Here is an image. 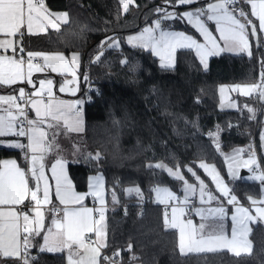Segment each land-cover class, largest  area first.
I'll list each match as a JSON object with an SVG mask.
<instances>
[{
  "label": "trees",
  "instance_id": "1",
  "mask_svg": "<svg viewBox=\"0 0 264 264\" xmlns=\"http://www.w3.org/2000/svg\"><path fill=\"white\" fill-rule=\"evenodd\" d=\"M43 2L49 11L66 13L68 23L60 25V31L48 29L41 35L23 37L25 51L78 53L81 89L87 74L99 88V95L83 108L84 129L78 146L86 155L68 163V176L75 189L84 190L87 175L99 173L108 205L128 206L127 214L119 206L104 209L103 249L119 250L122 258H128L126 264H264L263 223L251 226L248 254L225 250L181 254L175 231L163 225L160 205L146 204L136 214L139 203L152 195V186H167L177 195L183 192L184 180L169 175L166 169H179L195 188L200 181L207 182L201 162L214 164L224 176L221 154L256 141L259 115L255 118L249 109L255 104L260 109L263 102L254 95L238 101L235 110L221 112L217 87L259 83L264 47L259 45L248 55L213 56L205 68L192 51L178 50L173 67L161 68L148 51L128 47L120 39L150 22L159 14L158 8L177 11L194 5L134 0L125 12L119 0ZM173 27L188 30L178 21ZM109 38H117L119 47H108ZM95 55L99 61L89 63ZM22 153L0 147V158L14 156L24 167ZM159 161L165 170L155 167ZM251 187L252 183L237 181L231 189L243 200L241 194ZM137 188L139 195L127 191ZM28 253L34 254V258L27 257L28 264H64L62 253Z\"/></svg>",
  "mask_w": 264,
  "mask_h": 264
},
{
  "label": "snow or ice",
  "instance_id": "2",
  "mask_svg": "<svg viewBox=\"0 0 264 264\" xmlns=\"http://www.w3.org/2000/svg\"><path fill=\"white\" fill-rule=\"evenodd\" d=\"M197 0H176L177 4H193ZM250 0H217L215 3L207 5V9H199L197 12H185L182 17H174L172 13L165 12L166 19L183 18L187 19L189 23H192L196 30L205 38L206 44H199L191 36H186L184 33H170L165 31H159V34L155 33L160 29V22H155L154 28H145L143 31L135 37H129V43L134 47H140L144 49L150 48L154 56H159L161 60V67H171L172 56L177 47L187 48L195 50L196 55L200 57L201 63H204V59L207 55L217 54L219 51H245L248 48L249 34L255 36L258 31L264 32V0H260L259 4L251 2V16L257 17L259 24L258 27L251 19L249 14L242 6L244 3H248ZM120 5L124 11L129 10V5L134 3V0H119ZM166 3H172V0H166ZM26 4V7H25ZM239 5V6H238ZM157 12L162 9H156ZM206 16L207 20L214 21L216 31L220 34V39L224 42L223 48H220L216 40L213 38L212 33L201 20V17ZM68 23V16L66 13H51L45 7L43 0H0V34L4 35V39H0V49L5 51L11 46L14 53L13 56L0 55V84L11 85L18 81L23 82L25 79L24 64H27L28 70V83H32L30 77L34 68L41 70L40 67L35 65L33 61L36 58H42L45 62V66L51 67L53 71H56V65L48 64V61H60L63 65L65 56L63 53L46 54L43 52L27 51V60L24 56L25 49L23 44L20 43L19 47L14 45L12 40L6 37H16L19 34L20 41H22L24 33L21 28L27 25V32L34 34L33 25L38 24L41 30H45L47 27H51L57 31H60V24ZM250 30V32H249ZM112 40V38H109ZM209 45L211 47H209ZM110 47H119L118 42L113 41ZM102 54V53H101ZM19 57V58H17ZM100 57L97 56L96 60L99 61ZM78 53H73L71 62L72 64L78 63ZM125 63V61H122ZM69 74L75 76V72L69 66L65 68ZM47 85H51L52 81H41L40 85L43 88ZM259 90L260 98L264 99V75H262V81L259 85L248 86L246 91L251 93L252 91ZM61 92L65 91L64 87H61ZM71 92H75V89H70ZM244 91V89H242ZM31 96H42L41 92H33L28 94V99L31 106L35 109L38 120H32L29 118L27 112H25L21 106L20 101L25 98V91L23 88L19 89V97L8 95H0V137H25L28 141L27 144L20 142H4L0 141V146H6L10 148L27 149L32 153L30 156L31 167L22 170L17 166L15 160L0 162V205H18L23 203L28 193H31V198L39 206L42 201L38 197L39 183L41 180H45L43 172V156L37 157L36 153H43L45 150H51L55 147L54 137L56 135L53 132V140H46L47 133L40 127L41 124L47 123L48 127H59L61 119L64 120V127L68 131L80 130L81 118L78 105L83 101L77 100L72 102H65L61 100H55L51 91L48 92L49 99L44 102L43 99L31 100ZM7 105V107H3ZM15 109V111H13ZM252 111V109H249ZM23 117V119H20ZM71 119L72 123L69 124L68 120ZM51 121H56L55 124ZM262 140H264V134H262ZM99 154L96 157L98 158ZM254 160H249L247 163H254ZM39 163V174H37V164ZM60 164V161H57ZM56 165H53V174H56ZM157 168H164L165 166L157 164ZM200 167L205 171L210 170V166L201 163ZM169 175H173L178 180H184L185 187L188 190L194 191L195 189L187 183L184 177L180 174L179 169L175 172L172 169H166ZM31 172L33 178L37 182V187L32 189L29 187L26 179L27 172ZM191 171V169H189ZM211 169V172H214ZM195 175V173H193ZM259 179L264 180V175ZM199 181V177H197ZM214 181L217 182V188L221 191L222 195L228 196L229 192L226 187H222L223 182L218 180V174L213 176ZM65 183H70L64 178ZM61 177L56 176V195L60 198L61 203H80L84 197L78 196L75 193H69L67 190L61 194ZM201 187V199L203 202V182L200 181ZM127 191H135L138 195L140 190L128 189ZM157 194L158 203H166L170 200H178V197L174 196L168 189H155ZM209 201L213 199L211 193L208 194ZM48 200V186L44 187L43 202ZM236 200L235 196H232L229 203H233ZM187 201L185 196L184 203ZM115 202V198H114ZM253 203H257L253 201ZM264 204V200L259 201ZM93 209L83 208L82 210H65L63 212V220L53 221L55 228L57 229L56 237L61 243H53L48 247V250H54L55 247H68L72 248L75 244L78 248H83L86 257L81 258L80 264H101V252L100 249L105 247L106 244L100 243V237L104 232L102 227L105 220L104 211L99 210V219L93 218ZM183 212V209H180ZM238 213L243 214L240 219L237 216H233V228L231 238L229 239L223 234V225L218 223H212L209 225L201 224L199 226L200 236L197 237V229L193 226L192 220L186 222H180L177 219V208H172L171 221L167 219V212L165 213V227L178 228L180 233V251L183 254L185 252V245L187 244L188 250L197 251H215L217 248H228L230 251H235L236 255H240L238 249H249L250 242L247 240V233L250 231L246 224V220H255V217L248 215V210L244 208H238ZM256 212L264 219V208H256ZM209 214L212 215L213 220L217 218L222 219L224 216V209H210ZM37 217L35 223L40 224V217L42 213L40 211L35 212ZM23 218V225L20 224V219ZM203 218V216H202ZM207 228L210 233L207 237L204 235V230ZM21 231L24 233H32L36 231L35 228L29 227V216L26 212L18 210H10L7 212L0 211V255L4 257H13L23 260V264H28L26 256L27 247L29 244V237L25 235L21 241ZM51 232V229H49ZM94 233L97 237V243L94 247H88L87 241L89 237L84 236V233ZM46 244L48 243V237H45ZM21 243H23V252L21 250ZM195 246V249L193 248ZM129 245V250H131ZM43 250V249H42ZM118 250L114 256H119ZM104 260H110L111 264H115L114 257H103ZM71 264V258H70Z\"/></svg>",
  "mask_w": 264,
  "mask_h": 264
},
{
  "label": "crops",
  "instance_id": "3",
  "mask_svg": "<svg viewBox=\"0 0 264 264\" xmlns=\"http://www.w3.org/2000/svg\"><path fill=\"white\" fill-rule=\"evenodd\" d=\"M34 2H35V0H34ZM215 2H217V0H197V2L191 4L194 6H191V7L187 6L184 9L177 10V12L175 13L176 15L174 14L175 11H172L171 13L173 14V16H177V17L179 15L185 13V12L195 13V12H197V10L202 9V7L204 9H207L208 4L215 3ZM251 2H255V3L259 4L260 0H250V2L244 3L242 6L245 8V11L249 14L251 19L253 21H255V23L258 27L259 21H258L257 17L251 16ZM25 7H26V4H25ZM50 12H52V11H50ZM52 13L63 14L64 12H52ZM158 19L159 18H158V14H157L152 20H158ZM185 20H186L187 25L185 23H183L181 25L187 27L188 30H186V31H185V29L173 27L174 23L177 21V19L174 20V23L172 24L170 29H165V30H160V31H165V32H170V33H179V31H181V32L185 31V32H187V33L184 32L185 34H187L186 36H191L193 39H195L197 41V43L202 44V45L206 44L207 42L205 41V38H203L200 35V33L196 30V28L193 26V24L189 23L187 19H185ZM201 20L208 27L210 33H212V36L216 40L217 45L220 48H223L224 42L220 39L219 32L216 31L215 22L207 20L206 16L201 17ZM150 22L145 23L144 25H142L140 28H138L134 32H137V31L140 32L141 30L145 29ZM59 23H61V22H59ZM162 24H163V22L160 23V25H162ZM60 25H62V24H60ZM25 27L27 28L26 23H25ZM33 29H34V34L28 33L29 34L28 36L41 35V32L44 31V30H41L39 25L36 23H34ZM134 32H132V33H134ZM249 32H250V30H249ZM128 34H130V33H128ZM125 35H123V36L125 37ZM23 37H25V35ZM114 40H118V39L113 38L112 40H109L108 43H111ZM259 45H262L264 47V32H260V31H258L255 36H252L251 34H249L248 48L245 51H219L217 54L207 55L204 59V63H201V59H200V57H198L196 55L195 50L177 47L175 52L178 50H190L197 57V59L199 60L201 65H205L207 63L208 59L213 57V56H218L220 54L248 55V54H250V52L253 49L257 48V46H259ZM209 47H211V46L209 45ZM136 48H138V47H136ZM142 49H144V48H142ZM144 50L148 51L151 55H153L150 48L144 49ZM26 53H27V51H25V55H26ZM55 53H57V52H46V54H55ZM174 53H173V56L175 55ZM7 55L9 56V54H7ZM64 56H65V61L63 62V65L61 64L60 61H52V60L48 61V64L56 65V68H57L56 71H53L52 68L48 67V66H45V68H41V70H36V68H34L32 71L31 77H30L33 85L28 83V79H29L28 70H27V64L25 63L23 66L24 67V74H25L24 81L23 82L18 81L17 83L11 84V85L0 84V95L16 96V95H19V89L26 88L29 90L30 94L33 92H41L42 93V96H32L31 100H40V99H43L45 97V98H47V101H48V99H49L48 92L49 91H51L52 96L55 100H61V101H65V102H72V101L80 100L79 99V95L81 92V84H80V82H81V74H80L81 59H80V56H79L78 63H76V64H72V62H71L72 54H67ZM157 56H155V58ZM173 56H172V59H173ZM43 65H45V62L42 60H41L40 64H37L38 67L43 66ZM71 65H73V67ZM69 66L78 72V75H77L78 85L72 84L70 79H68V81L65 83L62 81L63 80L62 76L65 75L66 73H68L67 71H65V68L69 67ZM262 75H264V59H263V64H262ZM48 80H51L52 84L51 85L45 84V86L43 88H41L40 82L41 81H48ZM261 81H262V79H261ZM261 81L257 84L259 85L261 83ZM257 84H250L249 86L257 85ZM61 87L65 88L64 92L60 91ZM11 88H14V89H11ZM8 89H11V90L8 92L7 91ZM70 89H75V92L74 93L71 92ZM254 95L257 96V99L259 101L263 102V104H264V99L260 98L259 90L254 91L253 96ZM3 107H7V105H3ZM263 107H264V105H263ZM78 108L80 110V118H81V124L79 126L80 130L68 131L67 128L64 127V120L63 119H61V121L59 123V127H56V128L48 127L47 123L40 125L41 129L48 134L46 140H53L52 134H53V132L56 133V135L54 137L55 147H53L51 150H45L43 153H40V152L36 153L37 157H39L41 155L43 156L42 163L44 166L43 172H44L45 180L40 181L39 191L37 193V195L41 199L42 203L39 206H37L35 201H34L32 206H30L29 208H27L26 210L23 211V212H26L29 216V227L35 228L36 231H34L32 233H24L23 231H21V234L24 233L25 235H27L29 237V244L27 247V252L34 250L36 252L62 253L64 255V264H70V258H71V264H80L81 258L86 257L87 254L85 253L83 248H78L75 244L72 245L71 249L68 247L61 246V247H55L54 250H51V251L48 250V247L51 246L53 243H57V244L61 243V241L55 235L57 232V229L55 228L53 221L54 220L55 221L63 220V212L65 210H77L78 211V210H82L83 208L91 209L87 205V201L89 198H93L97 204H103V203L108 204L107 201L105 202L106 198H105V195H103V193L101 192L100 187L98 185H96V182L101 181L100 178H91L92 177L91 175H94V176L96 174L100 175L99 173H89L87 175L86 187L84 190L75 189L72 182H71V179L68 176V172H67L68 163L69 162H72V163L77 162L78 159L83 156L81 154L80 149H79L78 141H80V135L84 129V118H83L84 103L78 105ZM13 111H15V109H13ZM261 115L263 116V108L261 110L260 116ZM29 118L32 120H38V117L36 116L35 109L31 106L30 102H29ZM51 123L55 124L56 121H51ZM68 123L71 124L72 120L69 119ZM0 141H4V142H8V143H10V142H20L23 144L28 143V141L25 137L19 138V137H14V136L0 137ZM253 143H254L256 153H257V158H247L245 155H243V152H242L243 146L242 147L241 146H234L230 150L223 152L221 154L223 165L225 166L226 161L230 160L231 158L232 159L234 158V160H240V161L244 160V159L245 160H254L255 162L252 163L251 166L254 164L256 165V164L260 163L262 168H263V171H264V165L262 163L264 161V142L257 138L256 141L253 140ZM0 147L10 148V147H6V146H0ZM75 148L77 149V152L75 151ZM10 149H19V148H10ZM19 150H22V149H19ZM22 152H23L22 154H23V158H24V167H21L19 165L18 160L14 156L1 157L0 162L15 160L17 162L18 167H20L22 170H26V169L31 167L29 158L32 155V153L29 152L27 149L22 150ZM57 161H60V164H57ZM203 163L206 164L205 162H203ZM53 165L57 166L55 175L53 174V170H52ZM37 169H38L37 174H39V163L37 164ZM201 169L204 172V174L206 175L205 169L202 167H201ZM246 174H247V172H245V170H241L240 175L239 174L236 175L233 180H225V181H226L227 185L229 186V188H231L232 184L237 182V181L238 182H247V183L248 182L249 183H254V182L263 183L264 182V180H261V179H260V181H257L259 179L258 177L261 173H250L253 176L258 175V177H257L258 179H256V178L252 179L253 176L252 177L249 176L248 179H246L247 177L246 178L242 177L243 175H246ZM56 176L61 177V181H62V183H61V194L62 195H63L64 191L67 190L69 193H75L78 196H83L84 199L80 203H68V204L61 203L60 198L57 197V195H56V188H57ZM100 177H102V176L100 175ZM223 177L225 178V175ZM64 178H66V180L70 183H65ZM26 179L28 181L30 188L35 189L37 187V182L33 178L30 171L27 172ZM92 183H95V185L93 186ZM46 184L48 186V200H47V202H43V192H44V187ZM208 184H209L208 182L205 183V185H207V187H208V191L206 193H203V202H202V199L200 198V203L202 205H200V206L198 205L197 207H199V208L204 207V206L213 205L211 202L208 201L209 199L206 198L208 196L210 190H211V187ZM199 186H197V187H199ZM197 187H195V188H197ZM156 188H160V186L155 187V189ZM161 189H165V188H161ZM166 189H168L170 192L172 191L173 194H176L170 188L167 187ZM198 189H200V195H201V187H199ZM189 196H194V195H188V197ZM26 198H31L30 192L28 193ZM104 198H105V200H104ZM25 199H24V201H25ZM221 200H222L221 203L223 205H225V203L228 199L222 198ZM153 201H154V203L157 202V194H156L155 190L153 191ZM205 201H207V203H205ZM18 205H9V204L0 205V211H4V212L10 211V210H18L19 211ZM50 205H58L60 208L59 213L56 215L51 214L50 208H49ZM235 205L237 206V203L231 204L230 206H235ZM193 206H194V204L191 207V209H192L191 210L192 211L191 216L194 217V216L203 215L202 214L203 209H198L197 207H194V212H193ZM101 209L104 210L105 208L100 207V210ZM36 211H40L42 213V216L39 218L40 219L39 225H37L35 223V221L37 219V217L35 216ZM197 213L199 215H197ZM167 218L168 219L170 218V212L169 211H168ZM23 223H24V221H23V218L21 217L20 224L23 225ZM49 229H51V232L49 231ZM87 234H90V233L85 232L84 236H86ZM92 234L94 235V233H92ZM45 237H48V243L47 244L45 241ZM87 246L88 247H94L95 245L87 244ZM185 250L187 252H192V250L191 251L188 250L187 245H185ZM218 250H225L228 253L236 255L235 251H230V250H228V248H217V251ZM238 250L240 252H244L242 250H245V249L242 248V249H238ZM183 254H186V253H183ZM240 254H242V253H240ZM18 260L19 259H16L13 257H4L3 255H0V264H18V262H19ZM101 264H106V263L101 260Z\"/></svg>",
  "mask_w": 264,
  "mask_h": 264
},
{
  "label": "rangeland",
  "instance_id": "4",
  "mask_svg": "<svg viewBox=\"0 0 264 264\" xmlns=\"http://www.w3.org/2000/svg\"><path fill=\"white\" fill-rule=\"evenodd\" d=\"M121 8H122V10H124L122 6H121ZM165 12L171 13L172 11H170V10L163 11L162 10V11L158 12L159 13L158 14V18H159V20L161 22H163V24L160 25V29L157 30V32L155 33L156 35L159 34V31L160 30L170 29L171 26H172V24L174 23V20L175 19H177V21L180 24L185 23L187 25L186 20L183 19V18L166 19L165 18ZM176 12L177 11H175L174 14ZM174 17H177V16H174ZM178 17H182V14L179 15ZM156 21L157 20H152L147 25L146 28H154ZM57 23H59V22H57ZM59 24H63V23H59ZM205 27H207V26L205 25ZM49 28H50V30H55V29H53L51 27H47L46 29L48 30ZM46 29L44 31H42L41 34H44L46 32ZM21 31L23 33H25L24 34L25 36H28L29 35L28 32H27V28L25 27V25L21 28ZM142 31L143 30H141L140 32L137 31V32H134V33L126 34L125 37L122 36V39H120V40H121V42L124 45H126L128 47H134L132 44H130L128 42L129 41V37L138 36ZM184 32L179 31V33H184ZM185 33H187V32H185ZM185 35H187V34H185ZM4 38H5L4 35L3 34H0V39H4ZM6 38L9 39V40H12L14 42V45L17 47V49L19 47V44L22 43V41H20L19 34H17V36L15 38L14 37H6ZM114 41L115 42H118V44H119V41L118 40H114ZM112 43H113V41L111 43H108L107 46L110 47L109 45L112 44ZM138 48H140V47H138ZM140 49H142V48H140ZM43 53H46V52H43ZM73 53H75V52H70L69 54H73ZM7 54H9V56H13L14 55L11 46L8 48L7 51H5L4 49H0V55H7ZM151 56L155 58V56H153V55H151ZM38 59L44 61L42 58H39L38 57ZM155 59L157 60V65L159 67H161L160 57L157 56ZM173 65H174V56H173V59H172L171 67H173ZM205 65H202V67L205 68ZM71 66L73 67V65H71ZM171 67H167V68H171ZM40 68H45V65L40 66ZM73 71L75 72V76H73V75H71L69 73H66L65 75L62 76L63 77V80L62 81L64 83L67 82L68 79H70L72 84L78 85V83H77V75H78V72L75 69H73ZM31 85H33V83H31ZM249 85L250 84H236V83H233V84H221V85H219L217 87V109H218V111L223 112V111H232V110H235L236 107H237V102L238 101H240L242 98H247V97L253 96L254 91H252L251 93H248L246 91V89H247V87ZM242 89H244V91H242ZM263 105L259 109V105L255 104V107L256 108L255 107L250 108V109H252V111H250V112H251V115L252 116H255V118H257L256 116L259 115V120H258V124H257V133H256V135H257V138L258 139H260L261 141L264 142V140H262V134H264V107H263ZM262 108H263V116L262 115L260 116ZM75 151L77 152V149L76 148H75ZM81 154L82 155H86V152H82L81 151ZM247 161H249V160H245L244 159V160H241L240 161V160H234V158L233 159L231 158L230 160H227L226 163H225V166L223 165L225 178L222 176V173L219 171V169L214 164H212V163H206L205 162L206 165L210 166V170L209 171H206V177H207V182L209 183L208 185H210V187H211V190H210L209 193H211V195L213 196V199L210 200V201L208 200V201L211 202L213 205L204 206V207H200V208L197 207L198 205L199 206L202 205L200 203V198H201L200 189H198L200 186L198 185L199 187L194 188V186L192 184H189V185H191L195 189L194 191H192V190L186 189V187L184 185L183 192H181L180 194H178L179 199L181 201H184L185 196L188 197V195H194L195 196L194 197L195 204L193 206V212H194V207H197L198 209H203V213H202L203 215L200 216L197 213V215H199V216H194V217L193 216H187L185 214V211H184V208L183 207H181V206H172L169 209L170 218L169 219L167 218L169 220V222L171 221V218H172V208L173 207H176L177 208L176 215H177L178 221H180V222H186L189 219L192 220L193 226L197 229V237L198 238L200 236L199 226L201 224L209 225V224H212V223H218V224H222L223 225V229H222L223 234L226 235L229 239L231 238L232 228H233V219H232V217L235 215V216H237L238 219H240L242 217V215H243V214L237 212V209L238 208L247 209L248 210V215H250L252 217H255V220H246L245 221L249 229H251V226L253 224L257 223V222L264 224V219H262L259 216V214L256 212V208H258V207L259 208H264V204L259 203V201L264 200V182L263 183H259V182L252 183L251 189H249L247 192H244V193L241 194L242 195V199H243V200H241L238 197V195L236 193H234L231 188H229V186L227 185V183L225 181V180H233L236 175H238V174L240 175L241 170H245V172H247V174L246 175H243L242 177H244V178L247 177L246 179H248L249 176L252 177L253 175L250 174L249 171H250V168L252 166H255V164L251 166L252 163H247ZM201 163H203V162H201ZM157 164H160V165H163L164 166V164L162 162H160V161L157 162V163H155V165H157ZM149 165H152V164L149 163ZM159 169L165 170V167L164 168H159ZM211 169H214L215 171L214 172H211ZM216 174H218V180L223 182L222 187H226L227 190H228V192L229 193L232 192L233 196H235L237 206L236 205L235 206H230L231 203H229V200L226 201L225 205H223L221 203V201H222L221 199L222 198H226L227 196L222 195L221 191L217 188V182L218 181H214L213 180V176L216 175ZM91 176H92L91 178H100L101 181L96 182V185H98L100 187V190H101V192L104 195L103 178L100 177V175H98V174H96L95 176L94 175H91ZM257 177H258V175H254L252 179H255V178L258 179L260 177V175H259L258 178ZM92 185L94 186L95 183H92ZM203 185H205V183ZM205 186H207V185H205ZM256 187H257V190H256ZM160 188H167V187L166 186H160ZM173 195L177 197V194H173ZM206 198H208V196ZM104 200H105V198H104ZM253 201H256L257 203H253ZM105 202H106V200H105ZM155 204L161 205L162 203L156 202ZM97 205L99 207H104L106 204L103 203V204H97ZM218 208H223L224 209V216H223L222 219L217 218L214 221L212 215L209 214V210L210 209H218ZM180 209H183V212H181ZM191 213H192V211H191ZM202 216H203V218H202ZM96 219H99V217L96 218ZM164 221H165V216H163V225L165 227V222ZM104 222H105V220L103 221V224H102V227L104 228V232L102 233L99 242L105 244V227H104ZM167 228L168 229L170 228V229H172V230L175 231L176 240H177V247H178L179 252L181 253V251H180V233H179V229L178 228H172L170 226L167 227ZM249 232L247 233V240L248 241H250L249 238H248ZM209 234L210 233L208 232V230L206 228L204 230L205 237H207ZM93 236H94V238L96 240V243H97V237L95 236V234ZM193 248L195 249V246H193ZM215 251H217V250H215ZM242 251H244V252H240L242 254H248V253H250L251 252V244H250V248L249 249L242 250ZM202 252H205L206 253V252H212V251H207V250H204V251L192 250V252H187L185 250L184 253H202Z\"/></svg>",
  "mask_w": 264,
  "mask_h": 264
},
{
  "label": "built area",
  "instance_id": "5",
  "mask_svg": "<svg viewBox=\"0 0 264 264\" xmlns=\"http://www.w3.org/2000/svg\"><path fill=\"white\" fill-rule=\"evenodd\" d=\"M239 6V5H238ZM202 9H204L202 7ZM157 21H159L161 23V21L158 19ZM24 56V59L25 61L27 60V56L25 55V53L22 54ZM96 55L93 56L90 60H89V63L91 64H95L97 62L96 60ZM19 58V57H17ZM33 63L35 65L37 64H40L41 63V60L36 58ZM24 91H25V98L24 100L20 101L21 103V106L23 108V110L25 112H27L28 116H29V99H28V94H30L29 90L24 88ZM99 95V88L94 85L90 80H89V77H88V74L86 75V80L84 82V85L81 89V92H80V95H79V99L81 101H83V103H90L95 97H97ZM17 97H19V95H16ZM32 98V96H31ZM43 101L44 102H47V98H43ZM20 119H23V117H20ZM16 137V136H14ZM19 138H22V137H19ZM243 155H245L247 158H257V153H256V150H255V147H254V143L253 141H249L247 143L244 144L243 146ZM250 173H261L260 175H264V171H263V168L261 166L260 163L256 164L255 166H252L250 168ZM258 181H260V179H258ZM155 190V187L152 186L151 187V192H153ZM208 191V187L207 186H204V189H203V193H206ZM233 196L232 192L229 193V195L226 197V199L230 200L231 197ZM178 197V200H170L166 203H162L160 205L161 209H162V212H163V215H165V213L167 212V215H168V211L170 209V207L172 206H181L184 208V211H185V214L187 216H191L192 213H191V207L193 204H195V199L194 197H187V201L184 202V203H181L180 199H179V196L177 195ZM185 200V199H184ZM34 203V201L31 199V198H26L25 201L21 204L18 205V209L19 211H24L26 210L27 208H29L30 206H32ZM205 203H207V201H205ZM146 204H155L154 201H153V193L152 195L150 194L149 197H145V199L143 200V202H140L139 205H138V208H137V211H136V214L139 215L142 213L143 211V208ZM231 204H236V201H234L233 203ZM87 205L93 209V217L94 218H97L99 217V210H100V207L96 204L95 200L93 198H89L88 201H87ZM115 206H119V208L121 209L122 213L123 214H127V211H128V206L127 204H118V205H108L106 204L104 206V208H108V207H115ZM50 208V212L51 214L53 215H56L59 213V206L58 205H50L49 206ZM25 236L24 233L21 234V241L23 240V237ZM86 237H89L88 241H87V244H92V245H96V240L93 236L92 233L86 235ZM21 250L23 252V243H21ZM118 250L117 249H111V250H105L103 248L100 249V252H101V260L103 262H105L106 264H111V261L110 260H104L103 257H114L115 259V264H126L129 260L128 258H122L121 255L119 256H114V254L117 252ZM26 256L27 257H30V258H34V254H31V253H26ZM18 264H23V261L21 259H19V262Z\"/></svg>",
  "mask_w": 264,
  "mask_h": 264
}]
</instances>
